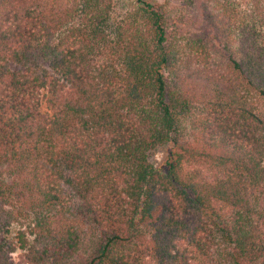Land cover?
<instances>
[{
    "label": "trees",
    "instance_id": "obj_1",
    "mask_svg": "<svg viewBox=\"0 0 264 264\" xmlns=\"http://www.w3.org/2000/svg\"><path fill=\"white\" fill-rule=\"evenodd\" d=\"M242 1L0 0V264H264Z\"/></svg>",
    "mask_w": 264,
    "mask_h": 264
},
{
    "label": "rangeland",
    "instance_id": "obj_2",
    "mask_svg": "<svg viewBox=\"0 0 264 264\" xmlns=\"http://www.w3.org/2000/svg\"><path fill=\"white\" fill-rule=\"evenodd\" d=\"M153 2L162 5L164 8L166 9H172L174 8L176 5H179L182 1L184 0H152ZM242 1V0H241ZM120 5L127 7V6H135L137 5L136 2L137 0H119ZM242 2H245V0H243ZM163 150L160 149L159 151H156L155 153V159L160 161L163 159L164 154H163Z\"/></svg>",
    "mask_w": 264,
    "mask_h": 264
}]
</instances>
